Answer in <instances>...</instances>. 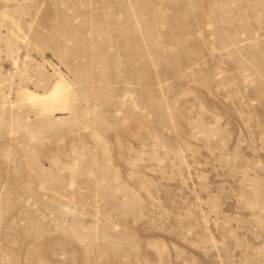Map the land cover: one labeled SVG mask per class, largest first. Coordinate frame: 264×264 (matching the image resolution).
Wrapping results in <instances>:
<instances>
[{"label": "rangeland", "instance_id": "1", "mask_svg": "<svg viewBox=\"0 0 264 264\" xmlns=\"http://www.w3.org/2000/svg\"><path fill=\"white\" fill-rule=\"evenodd\" d=\"M0 107V264H264V0H0Z\"/></svg>", "mask_w": 264, "mask_h": 264}, {"label": "bare ground", "instance_id": "2", "mask_svg": "<svg viewBox=\"0 0 264 264\" xmlns=\"http://www.w3.org/2000/svg\"><path fill=\"white\" fill-rule=\"evenodd\" d=\"M3 17L11 22L17 31H21L20 24L13 15L5 12L3 13ZM14 37H17V35L14 34ZM18 96L21 101L27 102L29 108L39 116H53L57 112H73L77 101L76 92L67 84L63 77H60L42 94H36V92L34 93L27 88H20Z\"/></svg>", "mask_w": 264, "mask_h": 264}]
</instances>
